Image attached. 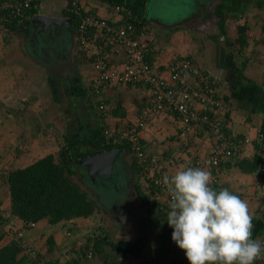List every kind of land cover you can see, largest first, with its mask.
<instances>
[{
    "label": "crops",
    "instance_id": "1",
    "mask_svg": "<svg viewBox=\"0 0 264 264\" xmlns=\"http://www.w3.org/2000/svg\"><path fill=\"white\" fill-rule=\"evenodd\" d=\"M163 1L166 0H38L33 16L64 18L69 22L55 36L38 32L33 26H22L24 21L17 22L19 31H14V20H0V107H6L12 114L6 123L15 124L13 131L5 133L4 143L0 141V173L24 168L29 165L24 164L26 161L34 163L51 154L59 156L63 148H71L73 154L99 153L108 127L128 128L137 122L150 102L149 91L134 85L105 86L103 94L97 96L92 88L95 76L92 55L80 46L79 19L73 27L71 16H76L73 10L79 6L87 14L117 22L120 17L115 12L116 6L132 10L138 6L137 13L133 10L134 21L144 34L147 55L156 70L167 76L168 67L175 60L193 59L198 68L215 79L223 98L222 113L229 134L253 140L242 154L225 161L223 175L212 186L217 191L228 188L248 202L253 216V238L264 239L260 167L253 171V162L263 157L256 138L258 130L264 127V0H190L184 16L172 13L171 21L165 19L164 9H159V5L166 7ZM219 7L223 9L219 15L222 19L216 15ZM198 13L201 16L197 18ZM250 31L253 35H249ZM108 51L113 63L121 62L115 47ZM243 60L247 65L241 71L237 63ZM18 90L21 94L17 99ZM101 103L106 106V113L100 109ZM141 141L150 155L164 162L173 152L185 160L195 154L208 158L214 149L211 137L197 130H185L171 114L153 117L142 131ZM124 150L121 159H128V174L125 186L117 193L120 201L114 202L118 209H101L99 204L101 213L122 216L120 220L103 215L109 221L102 224L97 220V212L88 219L54 226L43 221L28 230L34 246L48 252L50 264H79L80 254L89 242L87 234L94 228L107 234L109 244L100 246L99 241L95 242V257L86 264H190L185 251L172 240L174 229L167 223L171 202L162 195L158 198L154 191L150 204L143 203L134 185L138 184L147 194L150 190L144 178H138L137 184L132 182L130 171L135 156ZM8 155L14 157L10 160ZM182 168L187 167L182 163L169 166L164 174L171 177ZM205 170L211 173L213 182L214 170ZM4 182L0 180V218L17 228L25 227L10 216V190ZM127 191L133 196L129 197ZM132 203L139 205L136 214L140 212L134 220L126 216L129 210L121 209ZM138 241L142 245L133 254L119 247L122 242ZM254 264L264 261L259 259Z\"/></svg>",
    "mask_w": 264,
    "mask_h": 264
},
{
    "label": "built area",
    "instance_id": "2",
    "mask_svg": "<svg viewBox=\"0 0 264 264\" xmlns=\"http://www.w3.org/2000/svg\"><path fill=\"white\" fill-rule=\"evenodd\" d=\"M36 2L38 0H0V20H5L6 15H10L18 22L25 21L28 19L26 11L32 4L36 7ZM114 9L120 17L117 22L87 14L79 6L73 10L79 19V44L93 59L95 76L92 79V88L94 93L100 96L105 86H141L149 91L150 102L141 111L137 122L128 128L110 130L108 127L104 131L106 144L126 141L131 146L133 155L142 166L148 190L150 193L154 190L158 198L162 195L171 202V195L163 183L164 172L169 166L174 167L179 163L187 168L213 169L215 178L212 184L217 183L223 175L222 166L225 161L242 154L246 145L253 140L229 134L222 113L223 98L211 73L198 68L193 59L185 58L175 60L168 67V75L164 76L148 58L144 34L139 30L137 21H134L133 10L121 5ZM110 47H115L116 54L122 58L121 62L113 63L110 60ZM100 109L106 113L103 103ZM162 114L175 115L187 131L200 130L211 137L214 140L211 156L205 158L195 154L182 160L177 152H173L164 162L161 158L150 155L141 141V133L150 125L153 117ZM256 143L263 153L260 175L264 191V127L258 130ZM1 231H6L19 242L23 254L39 257V264H50L49 257L41 255L25 238L28 230L5 225L0 218ZM87 236L89 242L80 254L79 264L93 260L94 243L107 239V234L99 228L89 230Z\"/></svg>",
    "mask_w": 264,
    "mask_h": 264
},
{
    "label": "trees",
    "instance_id": "3",
    "mask_svg": "<svg viewBox=\"0 0 264 264\" xmlns=\"http://www.w3.org/2000/svg\"><path fill=\"white\" fill-rule=\"evenodd\" d=\"M34 8V4H32L31 8L26 11L28 18L36 14ZM141 9H143L142 6ZM133 10L137 13L139 11L138 6L133 7ZM222 13L223 9L221 7L217 8L216 15L219 16ZM6 18L14 20L16 23L13 24L12 29L19 31L18 21L10 15H6ZM219 19L222 18L219 16ZM71 21L72 26L76 27L78 18L74 14L71 16ZM197 132L201 133L200 130H197ZM126 144L129 145L126 141H121L120 143L108 145L104 139L103 146L98 152L126 149V151L133 154L130 145L127 146ZM70 149L63 148L59 156L51 154L24 168L0 173V180L5 181L4 183L8 185L10 190V216L25 226L20 227V229L29 230L43 221H47L54 226L79 218L88 219L100 211L98 199L96 195H93L95 191L88 186L79 168L71 164L72 160L86 157L89 154H73ZM68 158H71V160ZM262 161L263 157L261 156L253 162L255 165L253 171H256V166L260 167ZM131 168L132 182L135 181V184H137L136 180L143 178V174L142 166L139 165L136 158ZM74 177H77L79 181H75ZM134 186L137 191L139 190L137 194L142 196L138 184ZM212 187L215 189V186ZM153 194L154 190L149 195ZM143 203L146 205V202ZM4 224L11 226L8 220ZM27 234L26 236H28ZM104 243H108V240H103L98 245L102 246ZM141 245L142 242L140 241L122 242L119 247L127 253L133 254L136 253V250H133L139 246L141 247ZM49 246V250H52V245ZM40 261L39 257L35 258L23 254L21 245L9 233L6 231L0 232V264H39Z\"/></svg>",
    "mask_w": 264,
    "mask_h": 264
},
{
    "label": "clouds",
    "instance_id": "4",
    "mask_svg": "<svg viewBox=\"0 0 264 264\" xmlns=\"http://www.w3.org/2000/svg\"><path fill=\"white\" fill-rule=\"evenodd\" d=\"M163 183L171 195L167 223L174 229L172 240L190 264H254L264 259V239L253 238L248 202L228 188L213 189L209 171L182 168L165 175Z\"/></svg>",
    "mask_w": 264,
    "mask_h": 264
},
{
    "label": "rangeland",
    "instance_id": "5",
    "mask_svg": "<svg viewBox=\"0 0 264 264\" xmlns=\"http://www.w3.org/2000/svg\"><path fill=\"white\" fill-rule=\"evenodd\" d=\"M163 3H165L166 4V7L165 6H163V5H159V9H164V12H163V15H164V17H165V19L167 20V21H171V19H170V15L172 14V13H175L176 15L178 14V16H184L183 14L185 13V9L187 10V8H189L188 6L191 4V2H190V0H166L165 2L163 1ZM155 11H156V9H155ZM154 11V12H155ZM162 15V14H161ZM199 15L201 16V14L200 13H198V15H196V17L198 18L199 17ZM195 23H197V22H195ZM182 25V24H181ZM198 26V25H197ZM196 26V27H197ZM193 27V26H192ZM249 35H253V33L250 31L249 32ZM251 44H253V45H256V47H257V49H259L260 48V46L258 47V45L257 44H255V42H252ZM237 65H241V71H243V68L245 67V65H247V62L245 61V60H243V61H241L240 63H237ZM5 92V91H4ZM19 94H21L20 93V91L18 90L17 92L15 91V96L17 95V99H18V95ZM16 100V99H15ZM13 108V107H12ZM7 108L6 107H0V121H1V123H0V141L2 142V143H4V139H5V133H10L11 131H13V128H14V126H15V124H9V123H6V121H7V118L9 119V116L8 115H12L11 113H8L7 112ZM22 111L24 112V110L22 109ZM21 112V111H20ZM22 114V113H21ZM19 116V115H18ZM20 116H23V115H20ZM14 117H17V116H14ZM20 125V124H19ZM19 125H18V128L20 129V127H19ZM21 126V125H20ZM18 131V130H17ZM16 134H18L17 132H15ZM7 138V137H6ZM57 156H58V154H56ZM14 157V155H8V158L11 160L12 158ZM4 160H6V158L4 159ZM33 162V161H32ZM31 160L30 161H26L24 164H29V165H31ZM131 162H132V159H131ZM29 165H26V166H29ZM26 166H24V167H26ZM4 171H5V169H3ZM12 170H15V169H9V171H12ZM8 170H6L5 172H9ZM74 179H75V181H79V179L77 178V177H74ZM91 190V189H90ZM141 191V194H143L142 196H140L141 198L140 199H142L143 200V202H146V201H149V203L148 204H150V195L149 194H147V192H145L144 190H140ZM128 192V191H127ZM138 192H139V190H138ZM114 195V197L112 196V195ZM111 194H107V195H105L104 196V200H102L101 198H98L97 196H96V198L98 199V202H99V204L100 205H102V207H101V209H103V208H105L106 207V209L107 208H109L110 210L111 209H113V208H117L118 209V207H117V205L116 204H114V202H119L120 201V196L118 197L116 194H115V191H113ZM94 195V194H93ZM128 196L129 197H131V196H133L132 195V193L131 192H128ZM119 199V200H118ZM137 203V202H136ZM136 203L134 204V203H132V204H126V208H125V206L123 207V206H121V209H123V211H128L129 210V214H127L126 216L127 217H129V219H136V218H134V217H138V213H140V212H138L137 214H136V211L137 210H139V205H136ZM136 205V206H135ZM141 208V210H142V207H140ZM125 214V213H124ZM136 214V215H135ZM103 213H101V211H99L98 212V217L99 218H97V220H99L100 222H102V224H103V222H107V221H109V218L108 219H105L104 218V216L107 218V217H110L111 219H113L114 221H118V220H120L119 218H122V216L121 217H119V216H116V215H114V214H110V215H104ZM125 216V217H126ZM140 217V216H139ZM124 218V217H123ZM113 220H111V221H113ZM143 219H141V221H142ZM117 223H119V222H117ZM105 224V223H104ZM107 226V225H106ZM26 239H28L29 241H30V243L29 244H32V246H34L35 244H34V242H33V239H32V237H30V236H27V237H25ZM35 247V246H34ZM36 249V251H38L41 255H46V257H48L49 255H48V252H46L45 250L44 251H42V250H40V248H38V247H35ZM48 255V256H47Z\"/></svg>",
    "mask_w": 264,
    "mask_h": 264
},
{
    "label": "water",
    "instance_id": "6",
    "mask_svg": "<svg viewBox=\"0 0 264 264\" xmlns=\"http://www.w3.org/2000/svg\"><path fill=\"white\" fill-rule=\"evenodd\" d=\"M147 15L149 18L150 12H148ZM190 17L193 18L192 15ZM68 24L69 22L64 18H51L45 15H35L22 22L21 25L33 26L38 32H48L51 33L52 36H55V32H57L59 28H63ZM124 152V149L103 151L72 160L71 164L79 168L80 172L84 175L85 181H87L90 186L97 185L100 180L112 178L117 171V167L121 162V156ZM68 159L71 160V158Z\"/></svg>",
    "mask_w": 264,
    "mask_h": 264
},
{
    "label": "flooded vegetation",
    "instance_id": "7",
    "mask_svg": "<svg viewBox=\"0 0 264 264\" xmlns=\"http://www.w3.org/2000/svg\"><path fill=\"white\" fill-rule=\"evenodd\" d=\"M126 160H128L127 157L125 158V161L124 159L123 161L121 159V162L117 167V171L112 176V178L100 180L97 185L90 186L88 184V186L95 191V195L98 198L102 197L101 199L104 200V196L108 193L111 194L113 191H115V194L118 195L117 193L123 189V187L125 186V182L127 181L128 174V163L126 162ZM112 196L114 197V195Z\"/></svg>",
    "mask_w": 264,
    "mask_h": 264
}]
</instances>
